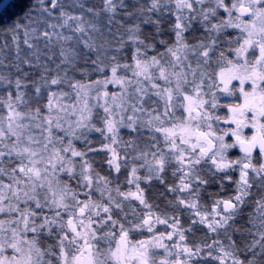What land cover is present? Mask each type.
Listing matches in <instances>:
<instances>
[{
	"label": "snow or ice",
	"instance_id": "1",
	"mask_svg": "<svg viewBox=\"0 0 264 264\" xmlns=\"http://www.w3.org/2000/svg\"><path fill=\"white\" fill-rule=\"evenodd\" d=\"M0 264H264V0H0Z\"/></svg>",
	"mask_w": 264,
	"mask_h": 264
}]
</instances>
